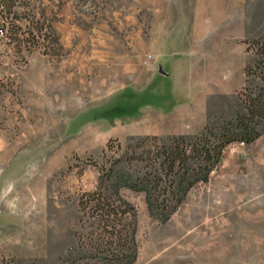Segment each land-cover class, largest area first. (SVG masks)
<instances>
[{
	"label": "rangeland",
	"instance_id": "1",
	"mask_svg": "<svg viewBox=\"0 0 264 264\" xmlns=\"http://www.w3.org/2000/svg\"><path fill=\"white\" fill-rule=\"evenodd\" d=\"M160 1L173 2L0 0V259L56 264L70 251H94L83 195L113 168L141 171L144 163L129 158L174 135L146 132L176 130L185 118L170 110L188 95L174 98L171 80L158 73L155 34L141 18ZM261 35L264 0H208V59L230 56L227 70L208 80L234 84L208 96L209 109L244 110V87L260 82L247 81L255 60L248 42ZM109 183L110 193L117 180ZM120 194L137 212L133 264H264V133L228 145L209 180L167 219L150 212L145 192Z\"/></svg>",
	"mask_w": 264,
	"mask_h": 264
},
{
	"label": "trees",
	"instance_id": "2",
	"mask_svg": "<svg viewBox=\"0 0 264 264\" xmlns=\"http://www.w3.org/2000/svg\"><path fill=\"white\" fill-rule=\"evenodd\" d=\"M248 47L254 51L255 60L245 68L247 81L255 75L260 82L254 89L244 87V110L230 120L206 125L198 134L174 135L168 141L156 143L154 149L132 155L131 162L144 163L139 172L123 175L114 168L104 172L97 190L85 193L80 201L84 215L92 222L89 245L94 251L86 255L70 251L56 264H133L138 256L137 212L122 197L120 189L145 192L150 212L167 219L192 188L209 180L228 145L251 144L264 133V35L249 41ZM152 139L156 141L157 137ZM111 179L117 183L109 193ZM0 264L22 263L3 257Z\"/></svg>",
	"mask_w": 264,
	"mask_h": 264
},
{
	"label": "crops",
	"instance_id": "3",
	"mask_svg": "<svg viewBox=\"0 0 264 264\" xmlns=\"http://www.w3.org/2000/svg\"><path fill=\"white\" fill-rule=\"evenodd\" d=\"M205 1L206 3L201 0H173L172 4L160 1L153 7L147 5L142 8V22L150 23V34H155L150 46V50L154 52L152 62L157 63L158 73L163 78L171 80L174 98L185 93L188 95V101L175 102L171 106L170 112L178 110L185 116L175 126L176 130L167 128L166 132L153 128L146 132L147 135L191 136L207 125L209 117H233L237 114L236 108L229 109V112L226 109H209L208 96H225L234 84L230 86L225 80H208V72L212 74L213 71L218 73L217 70L222 73L225 71L230 56L225 51L213 54L208 59V0ZM224 40L228 46L230 37L225 35ZM212 56L214 57L211 58ZM208 60L212 64L210 68ZM163 61L170 62L171 67L167 68ZM197 98L198 107L194 113L192 104Z\"/></svg>",
	"mask_w": 264,
	"mask_h": 264
},
{
	"label": "built area",
	"instance_id": "4",
	"mask_svg": "<svg viewBox=\"0 0 264 264\" xmlns=\"http://www.w3.org/2000/svg\"><path fill=\"white\" fill-rule=\"evenodd\" d=\"M151 57H152V55H151V54H149V55H148V58H151ZM146 62H148V60H146Z\"/></svg>",
	"mask_w": 264,
	"mask_h": 264
}]
</instances>
